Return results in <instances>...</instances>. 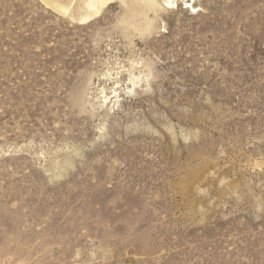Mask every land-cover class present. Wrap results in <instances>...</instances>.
Returning a JSON list of instances; mask_svg holds the SVG:
<instances>
[{
	"label": "rangeland",
	"instance_id": "1",
	"mask_svg": "<svg viewBox=\"0 0 264 264\" xmlns=\"http://www.w3.org/2000/svg\"><path fill=\"white\" fill-rule=\"evenodd\" d=\"M42 1L0 0V264H264V0Z\"/></svg>",
	"mask_w": 264,
	"mask_h": 264
},
{
	"label": "bare ground",
	"instance_id": "2",
	"mask_svg": "<svg viewBox=\"0 0 264 264\" xmlns=\"http://www.w3.org/2000/svg\"><path fill=\"white\" fill-rule=\"evenodd\" d=\"M43 1L57 12L64 14L69 13V10L72 8L73 3L75 2V0H67L65 2L62 0H43ZM112 1L114 0H84V8L82 14H80L81 15L80 21L83 22L89 21L94 17L98 16L103 11V9L106 8V6L109 5V3H111ZM139 1L142 2V5L144 7L143 9L145 10L146 14L152 11L154 12L160 11L165 7L167 8L172 7L175 4V0H139ZM136 3L138 4V0ZM152 24H153L152 22H147L146 24L147 27L145 26L146 30L148 31L152 30Z\"/></svg>",
	"mask_w": 264,
	"mask_h": 264
}]
</instances>
